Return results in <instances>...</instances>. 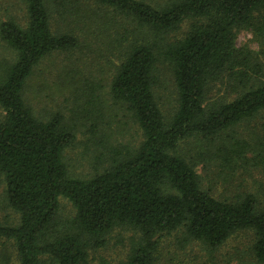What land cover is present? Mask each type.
<instances>
[{"label":"trees","instance_id":"16d2710c","mask_svg":"<svg viewBox=\"0 0 264 264\" xmlns=\"http://www.w3.org/2000/svg\"><path fill=\"white\" fill-rule=\"evenodd\" d=\"M28 21L0 25V38L15 51V60L0 74V178L5 198L19 222L0 221V238L14 242L19 264H91L88 248L100 246L115 227L138 234L125 264H155L157 238L179 228L188 239L211 249L240 230H251V252L264 264V209L254 195L219 199L204 188L195 165L177 152L188 138L218 145L227 165L245 158L251 144L227 142L223 133L264 110V62L236 33L251 28L264 47V0H24ZM121 17L108 22L92 10ZM84 25L97 22L115 32L119 64L110 95L142 131L136 148L109 145L108 163L88 178L69 175L63 151L75 138L54 112L37 118L23 98L27 78L46 56L79 47L73 31L52 30L53 12ZM193 20L180 37L171 35ZM171 69L177 106L163 115L153 86L156 67ZM224 82L231 99H210L213 82ZM84 106H92L84 94ZM92 101V102H91ZM59 197L74 215L58 224Z\"/></svg>","mask_w":264,"mask_h":264},{"label":"rangeland","instance_id":"374dc122","mask_svg":"<svg viewBox=\"0 0 264 264\" xmlns=\"http://www.w3.org/2000/svg\"><path fill=\"white\" fill-rule=\"evenodd\" d=\"M151 4L165 0H145ZM98 8V7H97ZM98 18L122 25L121 17L103 9ZM13 20L21 26L28 21L24 0H0V25ZM193 20H185L171 35L180 37L188 31ZM52 30L74 27L79 47L56 51L46 56L27 78L23 98L34 115L47 120L54 112L62 115L75 135L74 141L64 149L63 161L69 175L88 178L100 172L108 163L109 145L136 148L143 139L142 131L125 108L112 100L110 82L119 64V50L115 47V32L99 24L75 23L59 17L56 12L50 19ZM73 29V28H72ZM237 46H246L252 56L264 62V47L251 28L236 33ZM15 60V51L0 38V74L5 66ZM153 86L158 105L168 118L177 106V93L170 67L159 62ZM91 95L92 106H84L85 95ZM234 96L224 82H213L210 99ZM92 102V101H91ZM3 110L0 107V120ZM227 142L231 137L243 138L251 144L245 158L227 165L220 157L218 145L200 138L179 142L177 152L190 161L202 178L204 188L219 198L232 199L241 193L255 196L259 208L264 209V110L242 120L233 129L223 133ZM74 207L64 197H59L57 221L60 226L74 215ZM0 221L8 225L19 222V213L8 205L5 182L0 178ZM138 234L126 227H115L100 246L88 248L91 264H125ZM155 264H263L251 252L253 233L240 230L232 234L215 249L200 241L186 238L179 228L161 233L157 238ZM0 264H19L14 242L0 238ZM45 264H52L46 259Z\"/></svg>","mask_w":264,"mask_h":264}]
</instances>
